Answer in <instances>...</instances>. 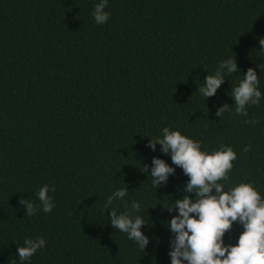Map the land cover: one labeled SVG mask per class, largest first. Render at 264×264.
Returning <instances> with one entry per match:
<instances>
[{
	"label": "trees",
	"instance_id": "trees-1",
	"mask_svg": "<svg viewBox=\"0 0 264 264\" xmlns=\"http://www.w3.org/2000/svg\"><path fill=\"white\" fill-rule=\"evenodd\" d=\"M100 2L0 0V264H171L166 222L179 213L166 208L189 177L159 144L148 147L165 127L208 153L231 147L225 191L251 183L264 199V0H108L110 18L97 24ZM230 58L240 72L204 98L205 77ZM249 68L262 98L245 117L229 93ZM225 103L231 110L217 117ZM153 157L175 168L158 188ZM44 185L53 211L27 216L19 200L39 205ZM121 188L127 195L105 211ZM133 202L146 223L143 252L110 223V211ZM242 231L235 222L225 245ZM41 237L45 247L21 262L17 248Z\"/></svg>",
	"mask_w": 264,
	"mask_h": 264
},
{
	"label": "clouds",
	"instance_id": "clouds-1",
	"mask_svg": "<svg viewBox=\"0 0 264 264\" xmlns=\"http://www.w3.org/2000/svg\"><path fill=\"white\" fill-rule=\"evenodd\" d=\"M108 0H101L94 6L92 15L97 24L106 23L110 14L105 11ZM264 49V38L259 40ZM240 72L236 59L222 61L215 74L205 77L204 86L199 93L204 97H212L217 89L225 82V76ZM235 101L236 115L248 116L247 106L259 105L262 94L259 90V77L254 68H249L237 87L231 88L229 93ZM230 105L225 103L217 112L222 117L230 111ZM245 123L255 124L253 118ZM161 146L164 154H170L172 163L183 169L189 177L182 199H177L166 208L169 212L178 209V215L166 222L174 233L171 240V264H264V199L251 183H241L225 191L220 181L229 180V173L233 169V161L237 159L236 152L229 146L212 153L201 150L199 142L163 128L162 138L150 139L148 147L153 151ZM251 145L244 148L250 151ZM143 172H148V166L143 165ZM175 168L169 166L163 159L153 157L151 178L153 187L166 184ZM54 187L51 191H54ZM50 187L44 185L37 191L39 205L21 197L19 204L24 206L27 216H33L40 209L51 213L54 208L52 197L49 196ZM128 193L127 188H121L112 193L106 200L104 210L117 199H123ZM188 194H195L193 199ZM125 207H128L125 204ZM140 212V204L133 202L128 212L117 214L110 211V223L113 229L126 233L130 240L136 242L141 252L146 249L149 238L141 231L146 223L140 215L132 216V212ZM238 222L243 231L239 235L236 245L224 243V236L233 224ZM45 240L41 238L26 239L23 247L17 248V255L21 262L29 260L39 249L45 247Z\"/></svg>",
	"mask_w": 264,
	"mask_h": 264
}]
</instances>
